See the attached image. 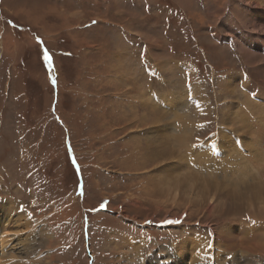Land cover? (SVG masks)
I'll return each mask as SVG.
<instances>
[{
  "label": "rangeland",
  "instance_id": "obj_1",
  "mask_svg": "<svg viewBox=\"0 0 264 264\" xmlns=\"http://www.w3.org/2000/svg\"><path fill=\"white\" fill-rule=\"evenodd\" d=\"M190 4L0 0V203H15L30 218L27 240L36 223L48 231L36 254L42 262L21 256L18 264H142L154 255L173 264L169 250L195 237L211 241L207 256L221 242V264L264 263L263 253H230L221 235L244 223L254 231L250 242H264V216L248 213H264V168L252 177L262 190L240 202L252 182H233L240 197L231 215L202 199L206 183L185 175L200 172L208 185L213 176L231 180L242 169L231 145L248 167L252 150L261 149L264 136L257 142L251 130L229 124L225 109L236 117L238 106L245 109L243 94L264 104V32L253 30L264 26V11L244 0ZM186 83L195 90L188 109L167 104L184 96ZM144 99L175 122L153 125ZM252 122L249 128L264 135ZM221 127L228 133L217 137ZM163 134H173L184 163L157 159ZM157 170L168 183H149ZM194 186L200 194H191ZM14 243L20 254L22 241Z\"/></svg>",
  "mask_w": 264,
  "mask_h": 264
},
{
  "label": "bare ground",
  "instance_id": "obj_2",
  "mask_svg": "<svg viewBox=\"0 0 264 264\" xmlns=\"http://www.w3.org/2000/svg\"><path fill=\"white\" fill-rule=\"evenodd\" d=\"M179 1L187 7L189 5H191L190 0H179ZM244 1H247L248 5L254 4V7L262 8L261 9L262 11H260V12L264 11L263 10L264 9V0H244ZM211 23L214 24V23H216V21H212ZM256 27H257L256 28L257 30L253 28L254 31H258V32L263 31L264 32V26L256 25ZM145 37L151 43H159L158 37L155 35H147ZM237 85H239V84H237ZM247 87H248V85H247ZM143 93L142 92L139 93L142 96V98L145 97ZM194 94H195V90H194V88H192L191 94L187 93V91H186L184 93V96H182L183 98L181 97L180 100L175 102L174 100L169 101L166 99V101H167V104H169L171 106L176 107V105H178V106L182 107V109H184V108L188 109L187 108L188 103H187L186 99L190 98V100L192 102ZM243 96H244V100H243L244 102L241 104L245 105V109L238 106V108H240V109H237L238 111L236 112V117H233V115H232L233 113L231 111L232 110L231 108L228 107V109H225V112H229V114H230V116L228 117V119L230 120L229 124H233L232 122L234 121L235 125L238 127V129H241L243 131L244 130L247 131V129L251 130V132H252L250 134L251 137H253L257 142H259L258 140H260V138L264 135L258 136L257 131H254V129H250V128H252L251 126H253V124H254L252 121H254V122H257L258 126H262V130L264 129V104L260 103L263 105H255V103H253L250 100L248 95L243 94ZM148 99H150V98H148ZM184 99H185V101L182 103V101ZM144 103L147 104L148 106L151 105V106H149L150 108H148V114H150L156 118V120L153 122V125L160 126V125H165V124L166 125L172 124L175 122V120L173 122L170 119V117H173V115L169 114V113H164L161 110V108L159 107L158 103H157V107H155L154 104L152 105V103H150L148 100H145ZM180 103H182V105ZM180 111H182V110H180ZM182 116H183V114H182ZM223 124H225V123H223ZM174 128H175V125H174ZM225 130H226V128L221 127L217 133V137L219 134H220L219 137H221V135H223L225 133ZM181 131H182V129H181ZM183 132L184 133H183L181 138H182L183 143H185L186 142L185 138L187 136L186 135V132H187L186 125L183 126ZM226 133H228L227 130H226ZM173 134H170V135H164L163 134V135L157 136V159H160V158L165 159V155H166L169 159H172L175 162L184 163L185 162V159H184L185 156L181 155L182 153L179 152L178 148H176L177 143L175 142L173 144V142H172ZM177 139L180 140V137H177ZM244 144L246 145L247 149H249L247 142L244 141ZM263 145H264V139H263V142L261 144V149H258V147H257L256 150L255 149L252 150L251 156H252L253 160L250 159V160H248V162L249 163L253 162L254 166H252L253 164L252 165L250 164L251 166H249V167L246 164V162H247L246 157L242 156V154H239L237 152L236 148H234V146L231 145V150L235 152L234 154L236 155V157L240 161L239 166L242 165V169L240 172L241 174L240 175L232 174V175H234V177L232 176L233 179H231V180H228L227 176H226V178H222L221 180L218 179L217 177L213 176V177H210L211 182H214L213 185H208V183L206 182V181H209L207 179L208 177L205 175H201L202 173H200V172L195 173L192 171H188L187 174H185V175H189V179H191V180H194L191 176H193V177L197 176V178L202 180V182H203L202 185H204L206 183L207 185L204 188L206 193L203 192L205 196H202V199H203V197H205L206 199L211 200L212 205L217 207V212L222 213V214L224 213L226 215H231L232 211H229V210L237 202L238 197L245 195V197H242L239 200V202H240L241 200L248 198L247 195L249 194V192H254V190H257V189L262 190L261 184L254 183L257 181H255V178L253 179L252 177L255 176L257 178L259 176V175L257 176L258 172L264 168V146ZM237 147L240 148L241 146L237 145ZM185 148H187V147H185ZM187 150H188V148H187ZM205 151L207 153V150H205ZM216 151L217 150L214 149V152H216ZM247 154H249V153L247 152ZM159 171H162V170L160 169ZM159 171L157 173V178L150 179L149 183L158 182V184H159L161 182L162 184H160V185L168 183V182H166L167 177L164 175H161L162 172H159ZM197 174H199L201 176H198ZM251 174H254V175L252 176ZM251 178L253 179L252 181H250ZM236 179L238 181H240V184L242 185V187H244V186L248 187L249 183L252 182L251 186L247 188L249 190H247L244 194H241L240 196L233 195L238 188L237 187L238 183L237 184L233 183ZM238 181H236V182H238ZM163 182H165V183H163ZM215 182L217 183V185ZM189 189L191 191V194L192 193L193 194H200L201 193V190H200V193H198L200 188L197 186L191 187ZM194 198H195V195L193 197H191L190 199L193 201ZM213 203H215V205ZM16 205L17 204H15V203H10V204H6L4 202L0 203V222H1V225H0V264H6L8 262H11L12 264H18L21 259L23 260V258L21 256L30 257V259L28 258L29 260L27 261V263L29 261H33V262L36 261L39 258V256H41L40 253H39V255H36V254L38 253L39 247L41 245L39 243H41L44 239V238H42L43 232L46 235L48 234L47 233L48 231L45 229L43 231H41L40 228H38L39 227L38 223H36L34 225V227L31 226L29 228L30 230H32L31 232L33 235L31 234L30 237L28 236V239H31V240H27V236H26L27 231L26 230L28 229L27 226H29V223H30L29 219L30 218H27L28 216L26 217L24 215L25 213H22V210L18 209V207ZM213 206H211L212 209H213ZM218 207H221L219 211H218ZM253 208H254V206L251 205V209H253ZM248 213L252 215L251 217L257 216L255 218H258V219H259L260 215L264 216V213L261 211H258V213H257V211L254 212L253 210H248ZM32 222H34V221H32ZM15 227H18V229H21V231H19V234H17V233L13 234V233H11V230H9L10 228H15ZM259 228L260 227L256 226L254 229L257 230ZM263 230H264V227H263ZM260 231L261 230H258L257 232L259 233ZM248 232L254 233L252 228H246V225H244V223H243V226L241 225V230H237V231L231 230L227 226L221 235L224 238V240L227 242L226 244L229 246L230 253H231V251H233V248L236 247L239 249L242 248L243 253L246 255L250 254L251 256L253 255V256L263 257L264 242L258 241L257 245L255 242H250V240L246 238V235H248ZM35 233H36V235H35ZM49 236H50V234H49ZM252 236L254 237L256 235L253 234ZM12 237H14V238H12ZM51 238H52V235H51ZM19 239L23 243V245H22L23 248L21 250L22 254L21 253L19 254V252L17 250L19 244L14 243L15 241H18ZM203 240L199 237L188 239L185 242V244H183V246L178 247V248L174 247V249H172V250L170 249L167 260L170 261L169 256H171V258H174L173 264H221L224 257L222 259V257H221L222 253H218L217 249H216L219 246L221 247V244H220L221 242L220 243L218 242L216 244L214 241V245H213L214 248H212V250H211V251H213L214 255L207 256L209 254V252L206 250V247H208L210 245L211 241H208V240L203 241ZM234 261L236 262V260H234ZM41 262H42V259L39 258L38 263H41ZM160 262H163V260L158 259L157 256L154 255L153 258L150 260L145 259L144 262H142V264H160ZM20 263H21V261H20ZM35 264H37V263H35ZM235 264H254V262L253 261L247 262V261L243 260V261H237Z\"/></svg>",
  "mask_w": 264,
  "mask_h": 264
},
{
  "label": "crops",
  "instance_id": "obj_3",
  "mask_svg": "<svg viewBox=\"0 0 264 264\" xmlns=\"http://www.w3.org/2000/svg\"><path fill=\"white\" fill-rule=\"evenodd\" d=\"M257 12V11H256ZM261 40V39H260ZM262 43V42H261ZM260 45H264L263 43L262 44H260Z\"/></svg>",
  "mask_w": 264,
  "mask_h": 264
}]
</instances>
